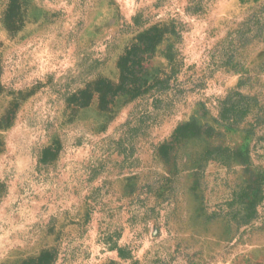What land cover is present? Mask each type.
I'll return each instance as SVG.
<instances>
[{
    "label": "rangeland",
    "instance_id": "rangeland-1",
    "mask_svg": "<svg viewBox=\"0 0 264 264\" xmlns=\"http://www.w3.org/2000/svg\"><path fill=\"white\" fill-rule=\"evenodd\" d=\"M154 24L156 90L112 96ZM45 251L264 264V0H0V264Z\"/></svg>",
    "mask_w": 264,
    "mask_h": 264
},
{
    "label": "trees",
    "instance_id": "trees-1",
    "mask_svg": "<svg viewBox=\"0 0 264 264\" xmlns=\"http://www.w3.org/2000/svg\"><path fill=\"white\" fill-rule=\"evenodd\" d=\"M137 17L134 18V22ZM168 35V30L163 24H154L141 31L132 43L124 52L123 56L117 65L120 79L115 92L117 94L127 95L131 98H136L147 94L151 90H156L159 83L158 79L152 81L147 78V73L144 67V62L147 56L154 53L156 47ZM84 93V92H80ZM198 127L195 123H185L177 125L169 139L158 146L157 152L161 156L163 152L169 150L174 145L183 140L190 139L198 135ZM253 209V214L255 213ZM254 215L249 217L253 219ZM121 254V249H117ZM53 254L49 251L40 253L35 258H29L22 261L20 264H51Z\"/></svg>",
    "mask_w": 264,
    "mask_h": 264
}]
</instances>
